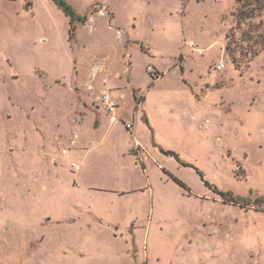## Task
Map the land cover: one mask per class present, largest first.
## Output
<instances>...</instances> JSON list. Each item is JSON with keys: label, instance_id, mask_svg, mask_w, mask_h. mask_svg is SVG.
Wrapping results in <instances>:
<instances>
[{"label": "rangeland", "instance_id": "rangeland-1", "mask_svg": "<svg viewBox=\"0 0 264 264\" xmlns=\"http://www.w3.org/2000/svg\"><path fill=\"white\" fill-rule=\"evenodd\" d=\"M62 1L74 41L54 0H0V264H264V0ZM130 70L145 172L77 109Z\"/></svg>", "mask_w": 264, "mask_h": 264}, {"label": "crops", "instance_id": "crops-1", "mask_svg": "<svg viewBox=\"0 0 264 264\" xmlns=\"http://www.w3.org/2000/svg\"><path fill=\"white\" fill-rule=\"evenodd\" d=\"M72 8V7H71ZM73 9V8H72ZM74 13L77 16H85L87 14V12H85L84 14H78L74 9H73ZM75 40V35H74V39ZM130 41V40H129ZM133 41V40H132ZM131 42V41H130ZM135 41H133L134 43ZM128 45V44H127ZM140 49L142 51H144L143 46L140 45ZM145 54H147L146 52H144ZM155 66V65H154ZM102 73L104 74V72H99L96 75V86H94L95 89H97V92L100 94L105 93L109 96V98L117 105V112H116V116L118 117V119L122 122H126V123H132L133 124V128L131 130V132H129L123 125L122 122L117 123V124H111L109 122V118L108 115L106 114L105 110H104V105L101 102H98L97 104H95V106L92 108L88 105V102H92L91 101V97L87 96L86 97V93L83 92L80 88L78 90V99H79V111L82 112L83 116H91V125H92V131L99 133L101 129H105L104 133L100 136H98L96 134L98 138V140H101V142H109L110 141V147L112 149H114V151H117L118 155L120 157L122 156H127L128 159L130 160V162L138 168H142L145 172L146 170V162L149 160V156L152 157L150 150H148L145 145V143L143 142L142 138H140V134L138 133V125L136 124V121L138 120V117L141 118V120H144L143 118V113L140 112V110L143 107V100H140V98L144 97V95H141V90H142V85L140 82H137V80L134 78V75L132 73V71H126L123 75L120 74H115V76H108L107 74H105L104 76L100 77V75H102ZM100 77V78H98ZM74 87H77L76 85H74L72 87V89ZM84 95H83V94ZM85 96V97H84ZM97 96V95H96ZM99 96H97L98 98ZM126 97H129V116H126L125 112H122V109L120 107V104H122V100H124ZM135 97L137 99H139V103H136ZM86 98H89V101H87ZM138 106V109L136 108ZM124 110L126 109V107H123ZM116 129H120V131H123V134H125L126 137L124 136H119V134H115ZM84 130V128H83ZM115 131V132H114ZM95 134V133H94ZM90 136V135H89ZM82 139H80L79 134L75 133V137L71 138L70 141L72 144H75V140H79L80 144H79V156L80 158H83L87 155L88 151L90 150L91 146L93 147V142L92 140H90L87 136V138L84 139V136L81 137ZM84 142H81V141ZM87 141V142H85ZM137 145L140 146V148L137 150L136 147ZM134 149L136 150V152H138V154L143 153V149L148 153V158H145L142 165L140 163H136L135 162V154L131 153V150ZM61 155L65 156V157H70V162H68V168L70 169V173L73 174V178H72V186L74 188L78 187V181L79 180V176H81L82 173L81 172V168L80 165L82 163V159L77 160L76 158L72 157L68 150L66 153H62L60 152ZM153 153L158 157L160 156L155 150H153ZM144 154V153H143ZM145 155V154H144ZM155 156V157H156ZM147 157V156H146ZM51 162L56 166L57 165V159L53 158L51 159ZM72 164H75L76 167H72ZM79 168V170H78ZM161 168L163 169L164 166L161 165ZM78 170V173L73 172V171ZM127 185V184H126ZM128 188L125 189H115V188H110V189H103V188H98V187H94L92 185H88L87 188L88 190H92L91 192H105V193H111L113 195H116L117 198L129 195V194H133L139 191H143L141 188H139L140 186H127ZM97 208V207H96ZM91 210V208H90ZM91 215L93 216L94 219H96L97 221L101 220L100 214L98 210H91L90 211ZM51 221V218L45 219L44 222L48 223ZM61 224L65 223L64 219H61L59 221ZM75 222V218H72V220L70 222H66V223H74ZM114 227V233L118 231L117 229V225L114 224L112 225ZM133 226V223L130 224V226L128 227V229H132V236H134V228H131ZM114 236H116L115 234H113Z\"/></svg>", "mask_w": 264, "mask_h": 264}, {"label": "built area", "instance_id": "built-area-1", "mask_svg": "<svg viewBox=\"0 0 264 264\" xmlns=\"http://www.w3.org/2000/svg\"><path fill=\"white\" fill-rule=\"evenodd\" d=\"M222 66L218 65L216 66L217 70H221ZM153 77H155V73L153 71H148ZM99 100V102L103 103L104 105V110L106 112V114L108 115L109 118V122L111 124H117L120 123L122 121H120L118 119V117L116 116V112H117V105L109 98V96L105 93L100 94V96L97 98ZM124 127L131 132L132 128H133V124L132 123H126V122H122ZM137 150L142 149L140 148L139 145H137L136 147ZM144 150V149H143ZM63 153H66V151L64 150ZM73 167H76L75 164H72Z\"/></svg>", "mask_w": 264, "mask_h": 264}, {"label": "trees", "instance_id": "trees-1", "mask_svg": "<svg viewBox=\"0 0 264 264\" xmlns=\"http://www.w3.org/2000/svg\"><path fill=\"white\" fill-rule=\"evenodd\" d=\"M56 3H57V5L63 10V12L65 13V15L67 16V17H69L70 18V20H71V25H72V28H71V34H70V41H73V39H74V35H75V27L73 26V23H76V22H78V23H85L86 21H87V16L85 15V16H77L75 13H74V11H73V9L71 8V6H69V5H67L65 2H63L62 0H54ZM151 77H153L152 75H151ZM135 100H136V103L138 104L139 103V99H137L136 97H135ZM161 152H163V153H165V154H169L168 152H165V151H163V150H161ZM163 171H164V169H162ZM165 172V171H164ZM165 173H167V172H165ZM169 175V174H168ZM179 186H181V187H183V188H185V185L182 183V182H180L179 180H177L175 177H173L172 175H169ZM223 195V194H222Z\"/></svg>", "mask_w": 264, "mask_h": 264}]
</instances>
